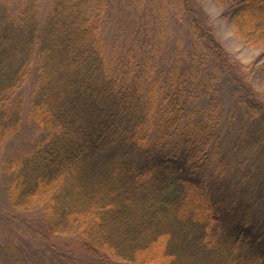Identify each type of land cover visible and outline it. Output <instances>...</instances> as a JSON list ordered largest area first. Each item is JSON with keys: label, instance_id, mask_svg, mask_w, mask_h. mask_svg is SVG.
Masks as SVG:
<instances>
[{"label": "trees", "instance_id": "16d2710c", "mask_svg": "<svg viewBox=\"0 0 264 264\" xmlns=\"http://www.w3.org/2000/svg\"><path fill=\"white\" fill-rule=\"evenodd\" d=\"M41 6L0 0L12 219L36 216L47 240L79 235L86 264H264V100L200 1ZM231 24L264 45V0H241ZM26 122L44 137L1 155ZM0 259L30 264L8 240Z\"/></svg>", "mask_w": 264, "mask_h": 264}, {"label": "rangeland", "instance_id": "374dc122", "mask_svg": "<svg viewBox=\"0 0 264 264\" xmlns=\"http://www.w3.org/2000/svg\"><path fill=\"white\" fill-rule=\"evenodd\" d=\"M199 1L204 13L212 22L222 47L238 63L253 65L251 70L253 84L258 91L259 97L264 100V69L260 67V64L264 62V45L250 46L246 44L235 35L231 24V14L241 0H232L223 6L217 4L214 0ZM49 2L50 0H42V14L45 13ZM113 35L112 27V29L107 31L106 36L110 38ZM35 77L36 72L33 71L30 81L23 89L28 96L32 90V82ZM44 134V132L26 122L20 133L5 145L1 155L17 151L25 145L36 143L44 137ZM35 217H20L22 221L26 222L21 224L17 219H12V210L7 201L0 169V243L8 240L18 244L22 249L24 259L30 264L38 262L39 264H65V260L72 264L90 262L79 235L71 237L51 236L49 240L41 238L35 232V226L37 225L33 221ZM25 224H28L29 227H23ZM23 231L26 232V235H22ZM30 233L34 235L30 237ZM35 246H41L40 250L36 249ZM2 262L3 260L0 259V264Z\"/></svg>", "mask_w": 264, "mask_h": 264}]
</instances>
